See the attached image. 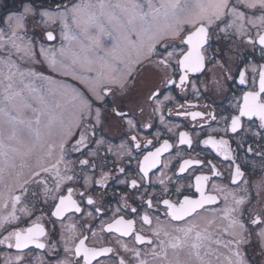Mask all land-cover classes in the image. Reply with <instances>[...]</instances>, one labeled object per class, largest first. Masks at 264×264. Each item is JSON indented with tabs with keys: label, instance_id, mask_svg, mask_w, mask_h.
<instances>
[{
	"label": "snow or ice",
	"instance_id": "snow-or-ice-1",
	"mask_svg": "<svg viewBox=\"0 0 264 264\" xmlns=\"http://www.w3.org/2000/svg\"><path fill=\"white\" fill-rule=\"evenodd\" d=\"M0 9V264H264V0Z\"/></svg>",
	"mask_w": 264,
	"mask_h": 264
},
{
	"label": "flooded vegetation",
	"instance_id": "flooded-vegetation-1",
	"mask_svg": "<svg viewBox=\"0 0 264 264\" xmlns=\"http://www.w3.org/2000/svg\"><path fill=\"white\" fill-rule=\"evenodd\" d=\"M12 3H13V0H3V4H5V5H11ZM0 11H2V9H0ZM225 43H227V42H225ZM213 47L216 48V47H219V45H217V44H213ZM225 52H226V54H227V48H225ZM149 75H150L149 73H145L144 77L141 78L142 83H141L140 85H138V91H142V90L144 89V87L146 86V84H145L144 82L147 81V79L149 78ZM204 80H205V78H204V77H201V81H204ZM210 96H211L212 99H215V100H216V103H217V104H220L221 107L226 106V103H222V102H221V100H220V98H219V95L212 96L211 93H210ZM205 102H208L209 105H210V107L213 106V105H211L210 100H202V101H201V104H203V103H205ZM126 103H127V101H126ZM105 131H106V133H107L109 136H112V137H116V136L120 135V129H119L118 126H112V127H110V128L106 127ZM118 142H119V141H117V143H118ZM257 167H258V165H257ZM248 174H249V176L252 178V183H253L254 186H255L257 183L260 182V181H259V177H260L261 175H260L259 173L256 174V175H253V174H252V171H251V169H250ZM260 178L262 179V176H261Z\"/></svg>",
	"mask_w": 264,
	"mask_h": 264
},
{
	"label": "rangeland",
	"instance_id": "rangeland-1",
	"mask_svg": "<svg viewBox=\"0 0 264 264\" xmlns=\"http://www.w3.org/2000/svg\"><path fill=\"white\" fill-rule=\"evenodd\" d=\"M0 3H3V0H0ZM143 91V90H142ZM261 177V176H260ZM259 177V181L261 180V178ZM262 178H264V177H262Z\"/></svg>",
	"mask_w": 264,
	"mask_h": 264
}]
</instances>
